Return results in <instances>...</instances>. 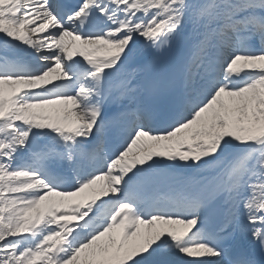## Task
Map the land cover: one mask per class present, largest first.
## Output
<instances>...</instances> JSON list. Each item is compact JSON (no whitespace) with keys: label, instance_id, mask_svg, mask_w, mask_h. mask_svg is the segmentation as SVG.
I'll return each instance as SVG.
<instances>
[{"label":"snow or ice","instance_id":"6c2138e0","mask_svg":"<svg viewBox=\"0 0 264 264\" xmlns=\"http://www.w3.org/2000/svg\"><path fill=\"white\" fill-rule=\"evenodd\" d=\"M0 264H264V0H0Z\"/></svg>","mask_w":264,"mask_h":264}]
</instances>
